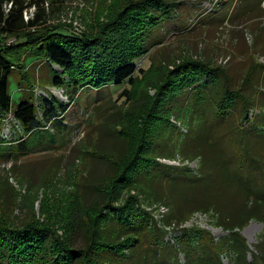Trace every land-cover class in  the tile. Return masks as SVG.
<instances>
[{"label":"trees","instance_id":"trees-1","mask_svg":"<svg viewBox=\"0 0 264 264\" xmlns=\"http://www.w3.org/2000/svg\"><path fill=\"white\" fill-rule=\"evenodd\" d=\"M7 3L9 9L5 11ZM179 5L174 0H127L106 19L77 33L67 25H44L39 12L24 22L23 13L30 3L0 0V126L7 124L9 117L24 135L1 147L0 157H25L52 149L56 141L42 144L38 132L52 129L64 135L67 126L60 116L67 113L81 91L97 95L112 85L121 86L118 97L130 101L138 75L144 73L140 62L149 51V34ZM8 38L16 40L7 45ZM36 64L47 70L49 86L67 92L68 103L49 98L38 106L24 95L13 107L11 77L20 91L34 97L33 69L29 68ZM160 81L144 111L157 124L150 132L143 130L136 143L133 138L132 148L129 140V150L115 163L114 175L104 187L105 200L92 211L85 246H75L71 237L75 226L70 221L65 234L59 236L54 227L38 222L33 214L15 220L0 212V264H181L180 255L182 264H222L223 254H228L229 264H264V235L254 253L240 234L251 220L264 226V64L251 65L241 82L233 85L221 66L189 58L175 64ZM182 95L189 96L188 110H184L188 134H181L176 153L162 157L166 144L152 140L151 133L152 137L167 133L172 138L175 130L167 126L174 108L170 102ZM227 125L230 136L220 135V128ZM32 137L37 142L31 144ZM186 142L191 143V149L186 150ZM177 153L191 161L200 158L197 173L158 161ZM164 181L172 184L169 188L183 185L193 196L180 204L171 190L170 194L164 192ZM130 191L154 203L168 205L173 201L177 212L193 202V211L211 213L214 227L226 234L215 239L200 228H174L179 229L180 236L170 246L159 226L179 224L182 219L177 218L183 212L170 213L158 221Z\"/></svg>","mask_w":264,"mask_h":264},{"label":"rangeland","instance_id":"rangeland-1","mask_svg":"<svg viewBox=\"0 0 264 264\" xmlns=\"http://www.w3.org/2000/svg\"><path fill=\"white\" fill-rule=\"evenodd\" d=\"M21 1L23 5H31L23 13L24 22L31 20L39 12L44 17V25H67V29L78 33L106 19L127 0ZM174 1L180 2L178 9L160 28L153 30L148 36L149 51L140 62L144 73L138 75L130 101L118 97L121 86L112 85L103 89L97 94L100 97L96 99V92L81 91L67 113L60 116L67 126L64 135L60 136L52 129L38 132V139L42 144L56 141L52 149L25 157H14L12 154L5 158L0 157L1 214L14 216L15 220L24 219L25 215L29 218L33 214L38 222L54 227L59 236L65 234L67 223L70 221L75 226L71 232L75 246L84 247L89 240L87 228L91 226L92 211L100 207L105 200L104 187L114 175L115 163L129 150V140L132 148L133 138L136 143L143 130L150 132L153 125L157 124L155 120H151L153 117L145 116L144 111L152 103L160 80H163L166 72L175 64L189 58L203 60L215 67L224 68L231 83L236 85L241 82L251 65L264 64L263 0ZM3 9L8 10L9 3L4 5ZM228 17L230 18L227 20ZM15 40L8 38L5 44L12 45ZM37 65L29 68L33 69L30 76L35 83L34 97L28 92L20 91L14 77H11L9 91L13 107L24 95L28 97V101L39 103L38 106L43 100H50L49 98L62 104L68 103L67 92L49 86L46 79L49 76L47 70ZM54 70L58 71L57 68ZM125 88L128 86L125 85ZM188 95L179 96L174 102H170L174 108L167 126L175 130L172 138H168L167 133L154 137L151 133L152 140H161L160 142L166 144L162 157L176 153L178 146H181V134H188L189 124L184 114V110H188ZM198 110L201 112L202 109ZM6 119L8 123L0 126V148L8 147L24 136L15 121L9 117ZM146 125L148 127H145ZM125 131L129 132V135L126 136ZM218 133H226L229 137L230 125L221 127ZM223 140L225 141V137ZM29 142L32 144L37 141L32 137ZM186 143V150L191 149V143ZM177 154L170 159L160 158L158 161L170 167L187 168L193 174L197 173L200 158L193 157L191 161L183 154ZM188 156L194 154L188 152ZM171 186L172 184L165 182L163 190L166 194H170L171 190V195L178 199L179 203H184L193 196L192 191L183 185L169 188ZM212 193L214 192H207L208 195ZM129 194L136 195L132 191ZM126 195L127 193H124L123 196ZM136 196L140 206L158 221L170 213L179 215L183 212L181 217L177 218L182 219L179 224L173 223L170 227L159 226L165 232L164 241L170 246L180 236L179 229L174 228H200L209 232L215 239L226 234L220 228L214 227L215 218L211 213L193 211L196 208L192 205L193 202L184 204V211L181 208V212H177L173 201L164 205L161 204L162 201L154 203L143 196ZM240 234L248 249L255 253L254 247L264 235V226L251 220ZM250 258L248 254V260ZM228 259V254H223L222 264H229ZM179 260L182 264V255Z\"/></svg>","mask_w":264,"mask_h":264}]
</instances>
